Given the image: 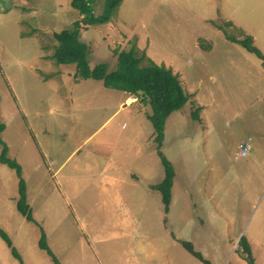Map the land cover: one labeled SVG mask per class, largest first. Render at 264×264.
Instances as JSON below:
<instances>
[{"label":"rangeland","instance_id":"rangeland-1","mask_svg":"<svg viewBox=\"0 0 264 264\" xmlns=\"http://www.w3.org/2000/svg\"><path fill=\"white\" fill-rule=\"evenodd\" d=\"M80 18L70 0H0L1 137L37 221L16 209L18 177L0 162V228L21 256L0 238V264H54L40 228L60 264H203L182 241L210 264H249L241 237L264 264V67L226 37H250L264 55V0H121L108 22L80 28L90 67L112 70L114 52L134 46L179 71L189 98L165 124L167 213L151 188L164 171L150 106L129 95L122 110L126 92L51 58L54 33Z\"/></svg>","mask_w":264,"mask_h":264},{"label":"trees","instance_id":"trees-1","mask_svg":"<svg viewBox=\"0 0 264 264\" xmlns=\"http://www.w3.org/2000/svg\"><path fill=\"white\" fill-rule=\"evenodd\" d=\"M120 3L121 0H105L102 11L99 14H94L92 0H70L71 7L78 11L81 18L74 21L71 27L54 33L55 45L51 58L58 64H75V79L99 80L104 87L124 91L128 95H132L136 101H142L150 106L151 112L148 114V119L153 126L156 154L164 171L162 180L157 184L151 185V188L160 193L164 212L167 213L171 203V189L175 171L171 161L162 151L165 123L172 112L183 108L188 101L189 95L183 89L176 73H173L170 68L164 65L156 64L147 58L144 53L137 51L134 46L128 50H116L114 52L116 64L112 70L108 69L106 63H97L93 67L89 66L87 61L88 47L80 39V28L82 25L108 22ZM226 37L231 42H235L255 54L262 60V66L264 67V55L253 45L250 37L240 40L229 35ZM206 45L207 47L203 49L206 51L210 50V44L207 43ZM194 116H196V113ZM3 130L4 125L0 122V162L14 169L18 177L16 209L28 222L36 224L37 221L32 215V209L26 198V185L22 178V167L15 159L8 156V146L1 137ZM0 238L9 247L11 254L21 260V256L13 245L11 238L2 228H0ZM238 242L243 245L247 262L254 264L247 240L241 237ZM38 246L46 251L54 264H60L59 259L49 247L46 234L42 228H40ZM182 246L203 264H210V261L204 259L200 252L194 250L190 242L182 241Z\"/></svg>","mask_w":264,"mask_h":264},{"label":"crops","instance_id":"crops-1","mask_svg":"<svg viewBox=\"0 0 264 264\" xmlns=\"http://www.w3.org/2000/svg\"><path fill=\"white\" fill-rule=\"evenodd\" d=\"M198 38L199 37H197L196 38V40H195V45H194V48L196 49V50H198V51H200V52H203L202 51V48H201V46L199 45V42H198ZM140 48V47H139ZM146 49H147V47H146ZM211 51V50H210ZM209 51H207V53H208ZM203 53H205V52H203ZM146 54V53H145ZM150 58V57H149ZM160 60V57L158 58V62L160 63V64H163L164 62H160L159 61ZM173 70V69H172ZM176 70V69H175ZM173 72H175V71H173ZM74 73H75V70H74ZM177 75H178V78H179V81L181 80V78H180V74H179V71H176L175 72ZM181 83V82H180ZM126 94V97H124L121 101H119L120 103H119V105H120V109H122L123 110V108H126V107H129V106H132V104L130 105V103H126V101L129 99V98H127V97H129V95H127V93H125ZM131 96V95H130ZM134 98V97H133ZM125 99V100H124ZM135 99V98H134ZM135 101H136V99H135ZM119 110H117V111H115V113L113 114V116L115 115V114H117V112H118ZM166 124V123H165ZM114 125H117V123L115 124L114 123ZM100 156H107L109 153H98ZM247 241H248V244H249V246H250V251H251V253H252V255H254V253H253V250H252V242H251V240H249V239H247ZM254 257V256H253ZM254 262H255V257H254Z\"/></svg>","mask_w":264,"mask_h":264},{"label":"built area","instance_id":"built-area-1","mask_svg":"<svg viewBox=\"0 0 264 264\" xmlns=\"http://www.w3.org/2000/svg\"><path fill=\"white\" fill-rule=\"evenodd\" d=\"M251 141H252L251 137H247L238 144V151H237L238 157H245L249 154L251 150Z\"/></svg>","mask_w":264,"mask_h":264}]
</instances>
